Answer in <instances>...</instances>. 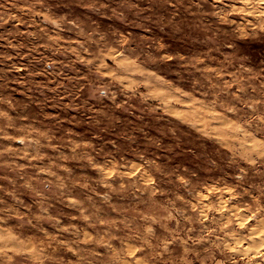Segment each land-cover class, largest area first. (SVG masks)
<instances>
[{
    "label": "rangeland",
    "instance_id": "obj_1",
    "mask_svg": "<svg viewBox=\"0 0 264 264\" xmlns=\"http://www.w3.org/2000/svg\"><path fill=\"white\" fill-rule=\"evenodd\" d=\"M0 264H264V2L0 0Z\"/></svg>",
    "mask_w": 264,
    "mask_h": 264
},
{
    "label": "snow or ice",
    "instance_id": "obj_2",
    "mask_svg": "<svg viewBox=\"0 0 264 264\" xmlns=\"http://www.w3.org/2000/svg\"><path fill=\"white\" fill-rule=\"evenodd\" d=\"M262 2H264V0H262Z\"/></svg>",
    "mask_w": 264,
    "mask_h": 264
}]
</instances>
